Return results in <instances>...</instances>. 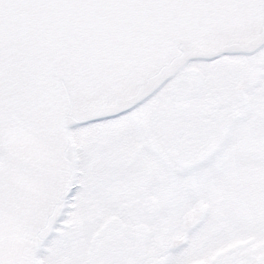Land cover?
I'll use <instances>...</instances> for the list:
<instances>
[{
    "label": "snow or ice",
    "instance_id": "6c2138e0",
    "mask_svg": "<svg viewBox=\"0 0 264 264\" xmlns=\"http://www.w3.org/2000/svg\"><path fill=\"white\" fill-rule=\"evenodd\" d=\"M0 264H264V0H0Z\"/></svg>",
    "mask_w": 264,
    "mask_h": 264
}]
</instances>
